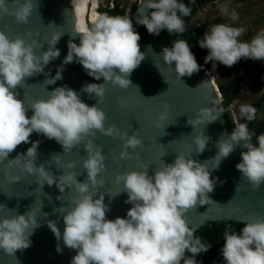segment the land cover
I'll use <instances>...</instances> for the list:
<instances>
[{"label": "clouds", "instance_id": "1", "mask_svg": "<svg viewBox=\"0 0 264 264\" xmlns=\"http://www.w3.org/2000/svg\"><path fill=\"white\" fill-rule=\"evenodd\" d=\"M9 0H0V13H9ZM16 4L11 14L20 23H26L33 9V0H11ZM142 11L135 18V23L142 25L151 35H159L162 30L168 33H183L185 30L182 17L188 16L191 9L182 0H142ZM221 14L235 21V11L229 13L226 6H221ZM79 34V44L69 40L67 54L57 66L54 76L44 71L50 61L59 57L55 48L61 37L53 33L46 42V51L36 55L33 48L38 41L28 43L20 36L10 39L0 31V162L6 160L21 142L28 143L29 136L35 132L48 139H54L63 148L64 153L83 142L86 157L81 167L86 172V180L79 182L72 171L63 172L58 177L47 171L43 164L36 166L39 141H33L24 154H18L15 161L19 169L37 177L36 184L42 187L56 184L59 191L65 187L76 193L68 207H60L63 232L54 221L47 220V227L63 246L74 249L70 264H198L195 257L206 252L210 244L195 236V227L186 222L185 213L198 204L213 203L207 196L216 186V178L211 177V170L219 168L237 145L241 151L240 161L235 165L241 176L252 189L264 182V133L252 143V133L246 123H238L231 133L216 141L215 155L204 162L191 158L192 153H181L171 163H162L152 175H148V166L141 165L140 171L117 174L115 180L122 182L125 203L131 207L125 217L108 219L109 206L104 196L97 195L102 181L97 179L105 169V156L98 145H94L96 132L105 136H119L122 150L119 158H130L128 149H136L141 140L133 132L120 131L115 125L105 127V113L96 106H89L80 98V93H87L102 100L104 82H111L121 89L130 85L127 78L144 59L139 50L140 35L133 28L128 16H109L100 14L94 17L90 27L74 28ZM243 27L226 23L209 26L198 41L201 49L207 50V61H216L231 67L240 59L264 61V29L248 41L239 38L244 33ZM164 64L170 66L175 75L190 76L200 70L195 55L185 40H175L171 47H165L161 53ZM79 63L87 75L103 83H86L76 91L67 85L57 86L48 92L45 99H36L25 107L24 102L16 98L13 89L26 77L43 73L45 85L61 80L63 66ZM160 95V94H159ZM142 96V95H141ZM143 97V96H142ZM155 97V96H154ZM145 98L144 99H151ZM31 110V115L26 113ZM256 109L243 105L240 114L247 121L255 119ZM218 115L207 109H198L195 118L188 124L194 132L198 125L207 124ZM163 114L157 117L163 121ZM208 137L198 132L192 138L195 153L206 150ZM21 157L25 159L21 161ZM116 159V157H113ZM51 160L61 165L60 157L53 155ZM72 161L58 167L72 169ZM19 176L12 178L13 182ZM119 194V193H117ZM112 197H109V201ZM60 199V196L57 197ZM5 207L0 204V208ZM37 219L31 208L21 214L0 216V250L7 255H14L17 250L30 246V236L38 227ZM223 245L220 254L224 264H264V216L243 223L237 232L231 227L223 231ZM56 251H62L59 243ZM191 255L186 256L185 253Z\"/></svg>", "mask_w": 264, "mask_h": 264}, {"label": "water", "instance_id": "2", "mask_svg": "<svg viewBox=\"0 0 264 264\" xmlns=\"http://www.w3.org/2000/svg\"><path fill=\"white\" fill-rule=\"evenodd\" d=\"M33 5L27 22L20 23L11 14L17 5L9 0V13H0V31L10 39L20 36L28 43L33 39L37 40L39 46L33 48L36 55L48 49L46 42L53 33L61 34L55 45L60 55L44 68L45 72L54 76L57 66L67 54V42L72 40L79 44V34H75L73 29L90 27L94 17L101 12L92 0H33ZM142 11L146 10L142 9L140 0L135 10L127 15L132 19L137 33L141 25L135 23V18ZM138 44L139 50L144 53V59L127 77L131 83L126 89L111 82L103 83L102 78L95 80L75 60L63 66V78L55 84L45 85V76L40 73L24 78L13 89L16 98L27 107L33 100L47 98L48 92L57 86L67 85L79 92L86 83H103L102 100H98L94 94L82 92L81 100L89 106L96 103L104 111L105 127L115 125L128 134L134 132L141 140V145L136 149L127 150L131 153L130 158L121 159L119 153L122 150V141L119 136H105L96 132L90 137L105 156V169L97 176L103 182L97 189V195L103 194L104 202L109 206L106 217L110 220L125 217L126 211L131 207L125 203L127 195L122 191V182L115 180L117 174L140 171L143 164L148 166V175H152L162 163H171L177 154L188 152L192 153V159L204 162L215 155L216 141L229 133L224 125L223 113L214 106L222 102L216 95L219 91L218 85L214 89L207 74L199 70L179 79L172 68L164 64L161 56L163 49L156 51L151 44L141 40ZM198 109H207L218 116L205 125H198L193 132L187 121L195 118ZM161 114L165 119L159 121L160 127L157 128V117ZM26 115L30 116L31 110ZM198 132H203L209 138L206 150L200 154L195 153V145L192 143L193 136ZM33 141H39L37 159L34 161L36 166L43 164L56 177L64 171H72L76 174L77 181L86 180V172L81 167V162L86 157L83 142L64 153L62 146L54 139L33 132L28 143L21 142L17 145L6 160L0 162V204L5 206L0 208V216H11L17 212L23 214L32 208L39 226L30 236L31 244L28 248L17 250L11 256L0 250V264H70L75 250L64 247L62 241H57L46 222L54 221L63 232L64 225L59 208L68 207L76 193L68 187L61 193L56 184L48 186L45 183L40 187L36 184L35 175L21 171L15 161H8L16 158L18 154H24ZM241 151L246 149L237 145L223 159L218 169H210V178H216V186L207 196L213 203H205L203 210L199 209V205L194 206L185 213L184 218L190 227L197 229L210 222L219 221L245 223L258 215L264 216V182L258 188L252 189L241 176L235 167L240 161ZM53 155L60 157L61 165H56L51 160ZM24 159L21 157V161ZM69 161L74 163L72 169L58 168ZM15 176H19V180L13 182L12 178ZM58 196L60 199H57ZM109 197H112L110 201ZM58 243L62 249L60 252L56 251Z\"/></svg>", "mask_w": 264, "mask_h": 264}, {"label": "trees", "instance_id": "3", "mask_svg": "<svg viewBox=\"0 0 264 264\" xmlns=\"http://www.w3.org/2000/svg\"><path fill=\"white\" fill-rule=\"evenodd\" d=\"M216 0H182L186 6L191 9V12L188 16L182 17L184 20V24L188 23L191 17L196 13V11L206 3L213 2ZM244 0H236L235 3L241 2ZM136 8V4L131 6V12H133ZM101 14H107L109 16H127L123 7L120 6L119 3L115 2L112 8H107L104 11H101ZM220 20V19H218ZM264 21V17L262 18ZM255 22V21H254ZM212 22L202 23L197 27H188L184 30L183 33H168L166 30H162L159 35H151L146 29L141 25L138 29V33L140 35V40L145 43H149L153 46L156 51L162 50L165 47H171L172 42L175 40H185L195 57L202 52L198 46V41L200 40V35L204 33V31L208 28V26ZM248 71L241 72L235 76L234 79L228 80L226 84H219L218 89L222 97V102L220 103V108L223 111L224 125L226 127L227 132L231 133L236 124L231 117L229 111L226 109L233 101L236 93L240 91L242 88V83L245 80ZM264 99V95L251 106L256 109L255 119L251 121H247L245 119V123L249 131L252 135V143H256V137L262 133H264V118L257 124L256 128H253L254 123L257 119V113L259 111V107L261 102ZM205 207L204 204H199V209L203 210ZM243 225L241 222L237 221H219V222H210L206 225L200 226L196 229L194 235L199 236L203 242L210 244L209 249L201 254H198L195 259L198 264H209L212 262L218 247L223 244V231L225 227H231L235 229L237 232L240 227ZM186 256L191 255L190 253H185Z\"/></svg>", "mask_w": 264, "mask_h": 264}, {"label": "rangeland", "instance_id": "4", "mask_svg": "<svg viewBox=\"0 0 264 264\" xmlns=\"http://www.w3.org/2000/svg\"><path fill=\"white\" fill-rule=\"evenodd\" d=\"M139 1L140 0H98V10L101 12L107 8H112L114 3L117 2L124 8L125 13L128 15L131 13V6L133 4L137 5ZM235 1L236 0H216L204 4L196 11L189 22L184 24L185 29L188 27H197L206 22H212L209 26L218 23H226L235 27H243L245 31L239 39L242 41L250 40L251 37L256 35L261 29H264V21H262V18L264 17V0H244L237 3H235ZM221 6H226L229 13L235 11L238 19L233 21L230 18V15H222L220 11ZM206 55L207 50L203 49V52L195 57L196 62L199 66H204V71L202 72H208V77H213L217 85L226 84L228 80L234 79L237 74L246 71L248 68L252 71L264 70V61L251 59L244 60L242 58L231 67H227L214 60H205L204 57ZM219 99L222 100V98ZM227 109L230 111L231 115L234 114L233 108H231L230 105ZM233 120L236 125L239 123L234 117ZM216 262L218 261H215V263Z\"/></svg>", "mask_w": 264, "mask_h": 264}, {"label": "crops", "instance_id": "5", "mask_svg": "<svg viewBox=\"0 0 264 264\" xmlns=\"http://www.w3.org/2000/svg\"><path fill=\"white\" fill-rule=\"evenodd\" d=\"M245 60V59H244ZM248 74L242 83V88L236 93L232 103L234 118L239 123H245V118L240 114V108L243 105H252L256 103L264 95V70L247 69ZM264 118V99L260 104L259 111L257 113V119L253 128H256L257 124Z\"/></svg>", "mask_w": 264, "mask_h": 264}, {"label": "flooded vegetation", "instance_id": "6", "mask_svg": "<svg viewBox=\"0 0 264 264\" xmlns=\"http://www.w3.org/2000/svg\"><path fill=\"white\" fill-rule=\"evenodd\" d=\"M199 26V25H198ZM205 31H207V29L205 30ZM204 31V32H205ZM203 35V33L200 35V39H201V36ZM202 52H203V50H202ZM199 55V54H198ZM197 55V56H198ZM214 106L219 110V111H221L222 113H223V111H222V109L220 108V103L218 104V105H216V104H214ZM227 109V108H226ZM228 110V109H227ZM229 111V110H228ZM229 113H230V111H229ZM231 115V114H230ZM199 205V204H198ZM223 245V244H222ZM222 245H220V247H218V249H217V252H216V254H215V256H214V258H213V260H212V262H210L209 264H211V263H214V264H224V261H223V257L221 256V254H220V249H221V247H222ZM215 261H218V262H216L215 263Z\"/></svg>", "mask_w": 264, "mask_h": 264}, {"label": "bare ground", "instance_id": "7", "mask_svg": "<svg viewBox=\"0 0 264 264\" xmlns=\"http://www.w3.org/2000/svg\"><path fill=\"white\" fill-rule=\"evenodd\" d=\"M92 3L96 6V8L98 9V6H99V4H98V0H92ZM204 66L202 67V65L200 66V70H202V71H204ZM204 74H207L208 75V72H206V73H204ZM210 79H211V82H212V85H213V88L214 89H216V83L214 84V82H215V79L213 78V77H209ZM219 93V91H217L216 92V95L217 96H219L220 94H218Z\"/></svg>", "mask_w": 264, "mask_h": 264}, {"label": "built area", "instance_id": "8", "mask_svg": "<svg viewBox=\"0 0 264 264\" xmlns=\"http://www.w3.org/2000/svg\"><path fill=\"white\" fill-rule=\"evenodd\" d=\"M219 98H222V97H221V94L219 95Z\"/></svg>", "mask_w": 264, "mask_h": 264}]
</instances>
